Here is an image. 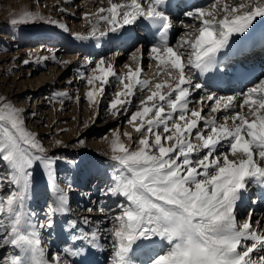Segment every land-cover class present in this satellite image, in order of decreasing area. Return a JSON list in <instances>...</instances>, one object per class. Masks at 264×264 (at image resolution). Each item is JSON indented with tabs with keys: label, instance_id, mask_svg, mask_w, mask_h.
<instances>
[{
	"label": "snow or ice",
	"instance_id": "6c2138e0",
	"mask_svg": "<svg viewBox=\"0 0 264 264\" xmlns=\"http://www.w3.org/2000/svg\"><path fill=\"white\" fill-rule=\"evenodd\" d=\"M107 5L84 13L96 23L86 33H75L76 38L133 39L125 30L143 23L154 38L148 56L157 68L152 78H141L144 48L137 44L133 64L123 72L100 58L86 59V65L95 66L78 73L89 85L87 100L96 107L115 81L108 112L125 115L132 129L117 128L110 139L105 137L116 174L102 195L115 198V209L99 211L110 226L88 216L69 220L72 243L49 252L42 230L53 227L57 214L69 211L72 185L66 191L55 184V166L66 158L50 154L39 134L26 128L23 109L0 96V243L14 251L0 264H87L90 251L104 246L101 241L110 246L109 264H264V231L253 227L252 210L243 221L237 218L253 188L264 199V78L236 95L211 91L221 65L241 51L233 48V38L254 37V21L264 19V0L187 5L182 15L192 23L181 20L185 31L175 45L170 41V0H107ZM45 19L25 11L9 22L23 30ZM47 22L66 30L56 20ZM134 100L136 110L129 115ZM54 144L64 147L62 140ZM38 168L56 191L44 221L36 220L28 207Z\"/></svg>",
	"mask_w": 264,
	"mask_h": 264
},
{
	"label": "rangeland",
	"instance_id": "374dc122",
	"mask_svg": "<svg viewBox=\"0 0 264 264\" xmlns=\"http://www.w3.org/2000/svg\"><path fill=\"white\" fill-rule=\"evenodd\" d=\"M17 1L18 0H0V96L6 97L17 107L23 109L26 128L39 134V138L42 140L50 154H55L66 158L59 161L55 166V184L64 188L66 191H68L67 185L71 184L73 189L81 188V190L84 192L82 194H87L84 190L88 189L93 184L97 186L98 183L95 181L97 179H95V176H97L100 172H103L105 174L107 173L109 176L104 179L105 184L103 182V186L105 185V187H100L96 194L103 193L106 188L110 186L109 183L112 180L111 178H113L116 173L113 168V162L109 159L110 145L108 144L107 147L102 148V154L99 153L100 155L90 154V152H95L97 150L93 146V141L96 136H99L103 142L109 143V139L111 138L112 131L114 129L119 128L121 132H123L126 118L121 120V123L115 122L116 117L111 116L108 112V104L104 105L103 107L99 104V107H96L91 105L90 102L84 97L75 95L74 83H78V81L75 80L76 74L75 76H72L70 82L67 81L69 76L73 75L72 70L66 72L65 76L63 77L61 74H57L58 76H55L57 78L55 80L56 83L53 85V87L47 86L45 90L43 89L37 95H33L25 91L24 84L27 82L28 78L34 75H39L41 72L47 73L53 68V66L55 68L56 65H54V62H52L51 58L46 61L40 60V57L42 56L50 57L48 54L49 51L42 49V47H40L38 50L39 52L35 54L33 53V50H35L36 47H39L45 43L48 45L49 43H52V40H47L46 37H44V30L37 26L38 23H40L39 21L35 22L34 24L23 26V30H21V27L12 26L10 24L9 21L12 18L19 16L25 11H33L37 6L35 5V0H22L24 3H26L24 7L14 8V4L16 5ZM47 1L48 0L43 3V6L41 5L42 9L40 8V11L38 12L43 16H46L48 13H50L49 11L48 13L46 12ZM75 7L74 11H82L81 8ZM56 8H58V5L55 6V9ZM64 10L65 9L62 10L63 12H54V17L57 18L53 20L57 19V21L59 20V23L62 22V19H65ZM76 22H78V19L75 21V23ZM56 26L59 29H64L60 28L58 25ZM67 26L69 27L68 30L71 31V24L69 23ZM177 34L178 32H176L173 42H175ZM57 35L58 34L54 35L55 38L53 41L57 42L58 44L64 43L68 40L66 39V36ZM24 60H29L30 63L25 65L23 63ZM33 68L36 69L35 73H30L27 77L25 70ZM82 81L84 83L86 82L84 80ZM85 85H87V83H85ZM112 90H114V88H112ZM60 93H67V95L60 96ZM43 96L48 97L46 102L43 100ZM77 97H79V100H77ZM135 110L136 107L132 108V111ZM32 113H36V115L33 116ZM105 137L109 139H105ZM122 139L125 138L122 137ZM55 140H62L64 142V147H56L54 144ZM80 140L84 141L82 145L79 143ZM125 143H127L126 140ZM73 161L75 163H72ZM34 176L36 177L35 179H41L45 181V189L48 188L49 184H51L50 178L45 174V171L42 168L36 169ZM34 176L32 188L29 193V200L33 201L41 197L44 191L43 189L38 188ZM81 190L80 192L76 191L73 194L75 195L77 193H81ZM74 195L69 196V203L70 200L74 199V197L76 198V195ZM46 196L47 195L44 194V196L41 197L43 202L46 201ZM102 199L106 200L107 198L103 197ZM86 207L87 206L83 204L82 207L78 208L81 211H84ZM29 208L32 212H35L33 207ZM39 211L44 213L46 211V206L45 209L42 208L41 210H37V213ZM37 215L39 214H36V220H45V216L41 217L40 219ZM74 217L77 219L78 216ZM47 230L48 228L43 230V232H47ZM43 232L42 234H44ZM55 240V247L57 246V243H60L61 246L59 247L64 248L62 245L65 243L59 242L60 240L57 239ZM0 247V249H3L4 245L0 243ZM8 250L9 249L3 250V254L1 253L0 259L10 256V250ZM57 250L60 249L57 248L55 252ZM110 254L107 252V260L110 259Z\"/></svg>",
	"mask_w": 264,
	"mask_h": 264
},
{
	"label": "bare ground",
	"instance_id": "6f19581e",
	"mask_svg": "<svg viewBox=\"0 0 264 264\" xmlns=\"http://www.w3.org/2000/svg\"><path fill=\"white\" fill-rule=\"evenodd\" d=\"M45 1L46 0H35V3H36L35 5L37 6L35 9L33 8L34 9L33 12H39L41 5L43 6V3ZM116 2H118V0H116ZM212 2L213 0H190L188 3H186L185 1L173 0V3L171 4L172 11L174 13V15H172L171 17L173 25H174V27L172 28L173 38L171 42L173 45H175L177 39H179V37L185 31L181 25V20H183L185 24L192 23L191 20H189L188 18L182 15V11L187 10L186 6L191 5V4H196L197 6H206V5L211 4ZM229 2H232V0H229ZM16 3H17L16 5L14 4L15 6L14 8H18V7L23 8L24 5L26 4L22 0H18ZM50 4L53 6H51ZM57 5H58V8L55 9V6ZM46 6H47V10L45 9L46 12L48 13L49 11L50 13H48L46 16L44 15V17L46 18L45 21L38 23L37 26L41 27L42 30H44L45 32L44 37H46L47 40H50V41L52 40L51 41L52 43H49L50 42L49 41L48 42L49 45L45 43L39 47H36V49L33 50V53L35 54L39 52L38 50L40 49V47H42V49H45L46 51H49L48 54L50 55V58L54 56V58H51V60L52 62H54V65H56V67L54 68L53 66V68L49 70V72L47 73L41 72L39 73V75H34L28 78L27 82H25L24 84L26 92H29L33 95H37L43 89L45 90L47 86L53 87V85L56 83L55 80L57 78L55 76L57 74H61L63 77L65 76L66 72H69L70 70H72L73 75L69 76L67 81L70 82V80L72 79V76H75L76 74L75 80H77L78 83L77 82L74 83L75 95H78V96L80 95V97H84L85 99H87L86 93L89 90V85L88 84L85 85V83L87 82L84 83L82 81L83 79L79 78L78 73L85 72L87 74L90 68L94 67L95 64L93 63L90 66L86 65L85 64L86 59L97 61L100 58H104L110 61L114 65L117 72H123L125 71L124 66L126 64H133V61L131 60L130 57L132 53L135 51L134 45H137V44L142 45L144 48V55H143V62H142L143 75L141 78H152L154 74L156 73L157 71L156 62L154 60L149 59V56H148V49L151 47V43L154 42V40L151 34V30L148 27H145L143 23L137 26L129 27L125 30V36L132 37L133 39H116L115 36H108V37H104L99 40L93 39L89 41H81L76 38L75 33H86L90 29L91 24L96 23L95 17H91V23H90L89 19H86L84 17V13H93L99 7H107L108 6L107 0H48ZM74 7L75 8L79 7L82 9V11L80 12L74 11ZM63 9H65L64 10L65 19H62V22L60 23L65 25L66 30L59 29L56 25L50 24L47 22V20L50 18H52V20L57 18V17H54V12H59V11H62ZM75 19L76 20L78 19V22L75 23L76 21ZM69 23L71 24V27H70L71 31L68 30L69 27L67 26V24ZM254 25H255L256 31L261 30L264 27V19H258L257 21H254ZM98 26L101 28V30H103V28L105 27V25L102 22H100ZM176 32H178V34L175 39V42H173ZM55 34H58L57 36H66L67 37L66 39L68 40L65 41L64 43L58 44L57 42L53 41V39L55 38L54 37ZM233 39L235 40V44H233L234 46L236 45V42L240 39L237 37H234ZM250 39H247L246 41ZM257 56H258L256 57L257 60H263L261 59V55L260 56L257 55ZM262 56H264V51L262 53ZM230 62L228 63L227 66L221 65L220 69H225L226 67H228ZM35 70H36L35 68L25 70L26 76L28 77L30 73H35ZM263 73H264V69L251 82H247L242 85L230 84V82L227 80H225L222 85L219 83L218 74H216L213 80L211 91H214L218 95H222V96L236 95L241 92H246L247 89L252 87L254 83L258 82L259 79L264 78ZM225 75L226 73L222 72V76H225ZM205 79H207V77H205ZM112 88H114V90H112ZM116 90L117 89L115 87V81L113 80L112 83H110L107 86L105 96L103 100L100 102V105H102V107L108 104L109 99L112 98V95ZM200 95H203V92H200L194 95L193 99H199ZM47 99L48 97L43 96V100L45 102L47 101ZM137 101L138 100H134L132 106L129 108V114L130 112H132V108L136 107ZM205 114H207V110L205 111ZM125 118H126L125 115H120L116 117L115 122H120L121 120ZM123 131H132V129L127 125V123H125ZM133 135H135V133H133ZM93 143H94L93 145L94 148H96L97 150L95 152L93 151L90 152V154H97V155L102 154L101 149L107 147V145L109 144L107 142H103L102 139L99 138V136L95 137ZM107 176L109 175L103 172H100L97 176H95V179L97 178L95 181H97L98 185L95 186L93 184L88 189L84 190L86 191L85 193L87 194H82L84 192L81 190V188L79 189L71 188L69 195H68V201H69V196L74 195L73 194L74 192L76 191L80 192V190L82 192L75 194L76 198L74 197V199L70 200V203L68 202L69 211L65 213L57 214L54 217L55 225H53L51 229H48L47 232L46 231L43 232V230H46V228L42 230V232L44 233L42 235L44 237V240L46 241L49 252H55L57 248L60 250L63 249L62 247H59L61 246L60 243H57V246L55 247L54 240L57 239V240H60L59 242H63V243H65V241H68V232H69L68 221L75 219L74 216H78L77 218L88 216L93 221H96L98 219L105 226L108 225L105 220V213H108L109 207L111 209H115V207H113L115 206V203L113 202L115 198H107L106 200L105 199L103 200L102 198L104 196L102 195V193L96 194L98 189L103 186L104 179H106ZM35 178L36 177L34 176V179ZM35 181H36V185L38 186V188L46 191V192L43 191V195L41 196L43 197L44 194H46L47 195L46 201L43 202L41 200V197L37 198L34 201L29 200L28 207H33V209H35L36 214H39L37 216H39V218L41 219V217L43 216L46 217L47 206L49 203L55 200L56 191H55V187L53 186L52 182L51 184H49L48 188L45 189L46 187V184L44 183L45 181L41 179H35ZM103 187H105V185ZM253 200L257 202L253 203L252 202ZM83 204H85L87 207L85 208L84 211L83 210L81 211L78 207H82ZM45 206H46V211L44 213L40 211L37 213V210H41L42 208L45 209ZM89 207L93 208L92 213L87 212V209ZM100 207H105V213H101L99 211ZM249 210H252V213H253L252 215L253 227H258L261 231H264V199L260 198L259 189L257 188H253L250 191L249 195L239 205V208L237 211L238 220L243 221L247 217ZM256 221H261V223L257 225ZM68 243H72V241H68ZM101 244L104 246L101 248L92 249L90 251V254L87 258V264H109L110 259L109 260L106 259V254L107 252L110 254V246L105 241L104 242L101 241ZM62 246L65 247L66 244H63ZM4 249L10 250V253H9L10 256L14 254V251L11 247L4 246L3 249H0V255L1 253L3 254ZM109 257H111V254L109 255ZM142 258L143 257H140V259ZM137 264H139V262H137Z\"/></svg>",
	"mask_w": 264,
	"mask_h": 264
}]
</instances>
